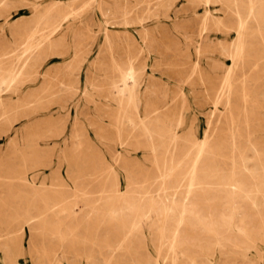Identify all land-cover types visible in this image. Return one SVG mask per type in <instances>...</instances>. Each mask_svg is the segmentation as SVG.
I'll use <instances>...</instances> for the list:
<instances>
[{
	"label": "rangeland",
	"instance_id": "1",
	"mask_svg": "<svg viewBox=\"0 0 264 264\" xmlns=\"http://www.w3.org/2000/svg\"><path fill=\"white\" fill-rule=\"evenodd\" d=\"M263 34L264 0H0V264H264Z\"/></svg>",
	"mask_w": 264,
	"mask_h": 264
},
{
	"label": "bare ground",
	"instance_id": "2",
	"mask_svg": "<svg viewBox=\"0 0 264 264\" xmlns=\"http://www.w3.org/2000/svg\"><path fill=\"white\" fill-rule=\"evenodd\" d=\"M250 2H251V0H250ZM251 5H253V4H251ZM257 6V5H256ZM255 7V6H254ZM253 7V8H254ZM247 8V7H246ZM252 8V7H251ZM250 8V9H251ZM252 8V9H253ZM240 9V8H239ZM242 10V9H241ZM253 11V10H252ZM249 13V12H248ZM249 16V15H248ZM238 17V16H237ZM258 18V17H257ZM240 19V18H239ZM238 20V19H237ZM239 22V21H238ZM263 22V21H262ZM244 24H245V20H244V22H243ZM252 23H253V21H252ZM263 25V24H262ZM244 26V25H243ZM242 26V27H243ZM261 26V25H260ZM242 27H240L239 26V28L241 29ZM255 27V26H254ZM257 27V26H256ZM261 28V27H260ZM262 28H263V26H262ZM253 29V28H252ZM256 30V29H255ZM260 30V29H259ZM239 32H240V30H238ZM243 31H244V29H243ZM238 32V33H239ZM248 32V31H247ZM237 33V34H238ZM246 33V32H245ZM249 33H251V32H249ZM240 34V33H239ZM259 34H260V32H259ZM258 34V35H259ZM255 35H257V34H255ZM264 35V34H263ZM240 36V38H243V35H242V33L239 35ZM246 37V36H245ZM255 37V36H254ZM251 38V37H250ZM240 40V39H239ZM251 40V39H250ZM253 40V39H252ZM256 41V40H255ZM238 45H242V43H240V44H238ZM248 46V45H247ZM240 47V46H239ZM245 47H246V45H245ZM249 51V50H248ZM252 55H255V54H252ZM248 57V56H247ZM241 61H242V59H241ZM253 61V60H252ZM258 61V60H257ZM255 64V63H254ZM243 65V64H242ZM258 65V64H257ZM259 65H261V64H259ZM255 66V65H254ZM263 66V65H262ZM258 67H260V66H258ZM248 68V67H247ZM240 70V69H239ZM242 71H243V69H242ZM246 71V70H245ZM248 72V71H247ZM231 73H232V67L231 66H228L227 68H226V70H225V76H224V88L226 89V93H225V95H229V93H230V89H231V82H229V78H230V76H231ZM245 73V72H244ZM250 73H252V72H250ZM129 74H131V73H129ZM125 76V75H124ZM238 79V78H237ZM249 81V80H248ZM251 81V80H250ZM240 82V81H239ZM244 83V82H243ZM242 83V84H243ZM123 85V84H122ZM243 87V86H242ZM241 87V88H242ZM123 89V88H122ZM243 90H244V88H242ZM252 89V88H251ZM263 89V88H262ZM222 90V89H221ZM220 90V91H221ZM241 90V89H240ZM264 90V89H263ZM245 91V90H244ZM247 91V93H248V90H246ZM223 92V91H222ZM221 92V93H222ZM241 92V91H240ZM220 93V95H224V94H221ZM246 93V92H245ZM252 93V92H251ZM262 93V92H261ZM219 94V93H218ZM236 94V93H235ZM253 95H254V93H252ZM256 94V93H255ZM248 95V94H247ZM259 95V94H258ZM218 96V95H217ZM221 96V97H222ZM233 96V95H232ZM237 96V95H236ZM241 96H243V95H241ZM255 97H256V95H254ZM254 96H252V97H254ZM242 98V97H241ZM220 99V98H219ZM232 99V98H231ZM252 99V98H251ZM250 99V100H251ZM217 100H218V98H217ZM227 100V99H226ZM229 100V99H228ZM235 100V99H234ZM219 101V100H218ZM217 101V102H218ZM225 101V100H224ZM232 101V100H231ZM241 101V100H240ZM247 101V100H246ZM230 102V101H229ZM235 102H237V99H236V101ZM227 103V102H226ZM238 103V102H237ZM247 103H249V102H247ZM242 105V104H241ZM248 106H249V104H248ZM229 107V106H228ZM225 108V107H224ZM224 108H223V110H224ZM236 108V107H235ZM231 112V111H230ZM244 113H245V111H244ZM228 114V113H227ZM220 116V115H219ZM230 117V116H229ZM235 117V116H234ZM239 117V116H238ZM229 120H231V119H229ZM237 120V119H236ZM241 120H242V118H241ZM240 120V121H241ZM224 121V120H223ZM234 121V120H233ZM239 121V122H240ZM239 122H237L238 124H239ZM234 124H235V122H234ZM236 125V124H235ZM234 125V126H235ZM227 126V125H226ZM238 126V125H237ZM240 126V125H239ZM221 127H222V125H221ZM146 128V127H145ZM144 128V129H145ZM229 128V127H228ZM230 129V128H229ZM233 130H234V128H233ZM237 130V129H236ZM228 132H230V131H228ZM233 132V131H232ZM235 132V131H234ZM233 132V133H234ZM236 133V132H235ZM149 134V133H148ZM150 135V134H149ZM148 135V136H149ZM233 138H235V137H233ZM159 139V138H158ZM157 139V140H158ZM160 139H161V137H160ZM160 139H159V141H160ZM196 139H199V138H196ZM208 139V138H207ZM226 139H227V137H226ZM162 140V139H161ZM164 140V139H163ZM200 140H201V144H200V146L198 147L197 145V147L198 148H200L202 145H204V143L206 142V135L205 136H203L202 138H200ZM211 140H212V138H211ZM228 140V139H227ZM232 140V139H231ZM152 141V140H151ZM238 142V141H237ZM219 143V142H218ZM223 143H225L224 141H223ZM229 143V142H228ZM227 143V144H228ZM239 143V142H238ZM153 144V143H152ZM205 144H207V142L205 143ZM220 144V143H219ZM226 144V145H227ZM232 144V143H231ZM215 145V144H214ZM238 146V145H237ZM236 146V147H237ZM153 147V146H152ZM196 147V148H197ZM222 147V146H221ZM229 148V147H228ZM224 149V148H223ZM199 150V149H198ZM203 150V149H202ZM201 150V151H202ZM201 151H199V152H201ZM226 151V150H225ZM235 151V150H234ZM233 151V152H234ZM237 151H239V150H237ZM255 152V151H254ZM190 153V152H189ZM198 153V152H197ZM204 153V152H203ZM226 153H227V151H226ZM230 153H232V152H229V154ZM236 153H238V152H236ZM235 153V154H236ZM181 154V153H180ZM208 154V153H207ZM221 154V153H220ZM188 155V154H187ZM191 155V154H190ZM198 155V154H197ZM200 155V154H199ZM210 155V154H209ZM208 155V156H209ZM231 155V154H230ZM211 156V155H210ZM234 156V155H233ZM171 157V156H170ZM193 157V156H192ZM196 157H198V156H196ZM195 157V158H196ZM224 157H226V156H224ZM235 157H237V156H235ZM186 158H187V156H186ZM189 158V157H188ZM210 158V157H209ZM212 158V157H211ZM228 158H229V156H228ZM231 158V157H230ZM229 158V159H230ZM233 158V157H232ZM215 159V158H214ZM259 159V158H258ZM198 160V159H197ZM217 160V159H216ZM232 160V159H231ZM196 161V160H195ZM237 161V160H236ZM236 161H234V162H236ZM213 163L215 162V161H212ZM245 162V161H244ZM217 163H219V162H217ZM223 163V162H222ZM231 163V162H230ZM233 163V162H232ZM238 163V162H237ZM242 163V162H241ZM253 163V162H252ZM181 164V163H180ZM195 164L196 163H194V165H193V169H192V171H189V172H191L190 173V175H189V177H188V181H187V183H185V184H187V186H192L193 184H192V182L195 180V177H196V171H197V167H195ZM215 164V163H214ZM223 164H225V162L223 163ZM240 164V163H239ZM199 165V164H198ZM219 165V164H218ZM233 165V164H232ZM242 165V164H241ZM244 165H245V163H244ZM252 165V164H251ZM180 166V165H179ZM210 166V163H209V161L208 162H206V163H203V164H201L199 167H200V170L202 171V174L199 176L198 175V179H200V180H204V178H205V174L207 173V172H209V167ZM223 166V165H222ZM229 166V164L227 165V167ZM233 166H235V165H233ZM239 166V165H238ZM246 166V165H245ZM175 167V166H174ZM217 167V166H216ZM236 167V166H235ZM242 167V166H241ZM244 167V166H243ZM181 168V167H180ZM243 169V168H242ZM254 169V168H253ZM176 170V169H175ZM233 171V170H232ZM256 171H258V170H256ZM170 172L171 171H169V174H170ZM172 174L171 175H173V173H174V171L173 172H171ZM232 173V172H231ZM253 173H255V172H253ZM225 174V173H224ZM256 174V173H255ZM257 175V174H256ZM160 176V175H159ZM166 176H168V175H166ZM188 176V175H187ZM233 176V175H232ZM249 176V175H248ZM161 177V176H160ZM251 177V176H250ZM164 178V177H163ZM183 178V177H182ZM181 177L179 178L178 176L177 177H175V178H171V176H170V179H172L168 184L170 185L169 186V189H171L172 191H174V190H176V189H178L179 187H180V182L181 181H183V183H184V178L182 179ZM165 179V178H164ZM168 179H169V177H168ZM233 179H234V177H233ZM253 179V178H252ZM157 180H159V179H157ZM157 180H155V181H157ZM155 181H153V182H155ZM231 182H232V180H230ZM253 181H255V180H253ZM166 182H168V181H165V185H166ZM198 182H202V181H198ZM233 183V182H232ZM150 184V183H149ZM234 184V183H233ZM146 185V184H145ZM148 186V184L146 185V187ZM149 187V186H148ZM147 187V188H148ZM164 187V186H163ZM185 187V186H184ZM199 187H200V185H199ZM198 187V188H199ZM202 187H203V185H202ZM204 187H206V186H204ZM214 187V186H213ZM181 188V187H180ZM195 188V187H194ZM211 188H212V186H211ZM226 188V187H225ZM263 188V187H262ZM118 189V188H117ZM148 189H150V188H148ZM168 189V190H169ZM183 189H185V188H183ZM191 189V188H190ZM189 188L188 189H186V190H190ZM228 189H229V187H228ZM116 190V189H115ZM114 190V191H115ZM119 190V189H118ZM118 190L116 191L117 193H118ZM152 190V189H151ZM161 190H164V189H161ZM167 190V191H168ZM170 190V191H171ZM181 190V189H180ZM182 191V190H181ZM155 192V191H154ZM178 192V191H177ZM177 192H173L172 193V197L174 198L173 200H175V198H176V194H177ZM261 192V191H260ZM120 193V192H119ZM118 193V194H119ZM164 193L165 194H167L165 191H164ZM199 193V192H198ZM197 193V194H198ZM227 193V192H226ZM159 194V193H158ZM160 194H161V192H160ZM159 194V195H160ZM170 194V193H169ZM102 195V194H101ZM100 195V196H101ZM116 195V194H115ZM115 195H112V196H115ZM122 195H123V193H122ZM124 195H125V193H124ZM153 195V194H152ZM162 195H163V193H162ZM228 195V194H227ZM243 195V194H242ZM56 195H51V198H49V200H51V205H47V209L49 210V209H53V210H58L60 207L62 208V205H63V207H64V205L65 204H63L62 202H63V199L62 198H60V197H55ZM137 196V195H136ZM139 196V195H138ZM147 196V195H146ZM145 196V197H146ZM166 196V195H165ZM10 197V196H9ZM13 197V196H12ZM11 197V198H12ZM98 197V196H97ZM126 197V196H125ZM124 197V198H125ZM140 197V196H139ZM144 197V198H145ZM149 197V196H148ZM151 197V196H150ZM149 197V198H150ZM155 197V196H154ZM158 197V196H157ZM160 197V196H159ZM164 197V196H163ZM116 198V197H115ZM152 198V197H151ZM178 198H179V196H178ZM183 198V197H182ZM188 198V197H187ZM141 199V198H140ZM24 200V199H23ZM29 200V199H28ZM118 200H119V197H118ZM162 200V199H161ZM183 200H185V199H183ZM198 200V199H197ZM19 201V200H18ZM26 201V200H25ZM43 203H44V201L43 200H41ZM108 201V200H107ZM116 201V200H115ZM120 201V200H119ZM118 201V202H119ZM138 201V200H137ZM143 201V200H142ZM176 201H177V198H176ZM104 202V201H103ZM117 202V201H116ZM122 202V201H121ZM140 202H141V200H140ZM174 203H177V202H175V201H173ZM185 202H187L186 200H185ZM62 203V204H61ZM162 203V202H161ZM166 202L164 201L163 202V205L165 204ZM3 204V203H2ZM114 204H116V206L118 205L117 203H114ZM5 205V204H4ZM101 205V204H100ZM6 206V205H5ZM11 206V205H10ZM115 206V207H116ZM119 206V205H118ZM173 206V205H172ZM97 206H95V208H96ZM4 208V207H3ZM6 208H7V206H6ZM66 208V207H65ZM103 208V207H102ZM173 208H175L174 206H173ZM10 209V208H9ZM97 209H98V207H97ZM120 210V209H119ZM127 210V209H126ZM129 210V209H128ZM128 210H127V212H128ZM13 211H15V210H13ZM93 211V210H92ZM96 211V210H95ZM94 211V212H95ZM108 211V210H107ZM121 211V210H120ZM55 212V211H54ZM100 212V211H99ZM117 212V211H116ZM125 212V211H124ZM172 212H174V211H172ZM184 212V211H183ZM39 213H41V212H39ZM52 213H53V211H52ZM58 213V212H57ZM59 213H60V211H59ZM101 213V212H100ZM109 213V212H108ZM121 213V212H120ZM208 213V212H207ZM110 214V213H109ZM170 214V213H169ZM53 215V214H52ZM26 216V215H25ZM109 216H111V215H109ZM182 216H184L183 214H182ZM206 216V215H205ZM164 217H165V214H164ZM181 217V216H180ZM57 218V217H56ZM90 217H88V219H89ZM92 218H94V217H92ZM87 219V220H88ZM95 219V218H94ZM131 219V218H130ZM162 219V218H161ZM179 219V218H178ZM181 219H183L182 217H181ZM1 220V219H0ZM59 220V219H58ZM57 220V221H58ZM97 220V219H96ZM160 220V219H159ZM20 221V220H19ZM111 221V220H110ZM183 221V220H182ZM158 222H160V221H158ZM162 222V221H161ZM161 222H160V224H161ZM181 222V221H180ZM14 223H16V222H14ZM18 223H20V222H18ZM163 223H164V221H163ZM182 223V222H181ZM43 224V223H42ZM88 224V223H87ZM90 224V223H89ZM91 224H92V222H91ZM108 224V223H107ZM114 224V223H113ZM116 224V223H115ZM1 225V224H0ZM119 225V224H118ZM43 226V225H42ZM115 226V225H114ZM161 226V225H160ZM180 226H184V225H180ZM44 227V226H43ZM176 227H177V224H176ZM185 227V226H184ZM1 228V227H0ZM96 228H98L97 226H96ZM161 228V232H162V227H160ZM178 228V227H177ZM180 228V227H179ZM182 228V227H181ZM105 229V228H104ZM188 229V228H187ZM87 230V229H86ZM191 230V229H190ZM0 231H2V230H0ZM10 231H11V229H10ZM116 231V230H115ZM208 231V230H207ZM86 232V231H85ZM112 233V232H111ZM114 233V232H113ZM177 233V232H176ZM162 234V233H161ZM163 235V234H162ZM162 235H159V236H162ZM177 235H178V233H177ZM187 235H190V234H186V236ZM72 236H73V234H72ZM120 236V235H119ZM130 236V235H129ZM185 236V235H184ZM190 236H193V235H190ZM177 237V236H176ZM107 238V237H106ZM160 238H162V237H160ZM164 238V237H163ZM175 239V238H174ZM217 239V238H216ZM74 240V239H73ZM123 240V239H122ZM124 240H126V239H124ZM123 240V241H124ZM161 241V240H160ZM164 241H165V239H164ZM122 242V241H121ZM169 243V242H168ZM170 244V243H169ZM173 244H174V242H173ZM122 245H123V242H122ZM125 245V244H124ZM160 246V245H159ZM158 246V247H159ZM174 246V245H173ZM177 246V245H176ZM186 247V246H185ZM172 248V247H171ZM177 248V247H176ZM112 250V249H111ZM171 250H173V248L171 249ZM113 251V250H112ZM158 251V250H157ZM105 252H107V251H105ZM104 252V253H105ZM46 253V252H45ZM114 253V252H113ZM158 253H159V251H158ZM172 253H173V251H172ZM184 257V256H183ZM48 258V257H47ZM186 258V257H185ZM96 259V258H95ZM94 259V260H95ZM98 259V258H97ZM108 259V258H107ZM172 259V258H171ZM79 260V259H78ZM114 260V259H113ZM124 260V259H123ZM122 260V261H123ZM77 261V260H76ZM83 261V260H82ZM95 261H97V260H95ZM95 261H92L93 262V264L95 263ZM103 261V260H102ZM119 261V260H118ZM121 261V260H120ZM78 262V261H77ZM90 262V261H89ZM92 262H90V263H92ZM98 262H99V259H98ZM97 262V263H98ZM101 262V261H100ZM149 262V261H148ZM96 264V263H95ZM100 264V263H99ZM109 264V263H108Z\"/></svg>",
	"mask_w": 264,
	"mask_h": 264
}]
</instances>
